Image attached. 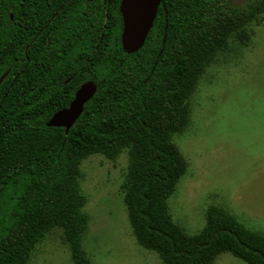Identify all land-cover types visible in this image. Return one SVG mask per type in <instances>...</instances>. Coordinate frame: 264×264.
I'll return each instance as SVG.
<instances>
[{"label":"trees","instance_id":"obj_1","mask_svg":"<svg viewBox=\"0 0 264 264\" xmlns=\"http://www.w3.org/2000/svg\"><path fill=\"white\" fill-rule=\"evenodd\" d=\"M122 0H0V264H26L63 230L73 260L87 217L81 161L127 153L124 201L139 245L164 264H213L222 252L264 264V232L211 205L189 234L169 209L187 169L174 141L206 68L264 12V0H159L138 48L123 41ZM96 90L73 124L52 125L85 83Z\"/></svg>","mask_w":264,"mask_h":264},{"label":"rangeland","instance_id":"obj_2","mask_svg":"<svg viewBox=\"0 0 264 264\" xmlns=\"http://www.w3.org/2000/svg\"><path fill=\"white\" fill-rule=\"evenodd\" d=\"M190 110L188 127L174 136L187 169L168 201L173 218L196 234L206 209L218 205L264 232V12L206 68ZM127 168L125 151L115 161L98 153L81 161L82 248L91 264H164L133 233L124 201ZM26 264L77 263L63 230L54 227L35 242ZM213 264L248 263L225 251Z\"/></svg>","mask_w":264,"mask_h":264},{"label":"water","instance_id":"obj_3","mask_svg":"<svg viewBox=\"0 0 264 264\" xmlns=\"http://www.w3.org/2000/svg\"><path fill=\"white\" fill-rule=\"evenodd\" d=\"M159 0H122L121 8L124 15L123 41L130 48L142 45L155 16ZM9 69L0 75V83ZM96 86L89 82L82 85L74 95L67 108L54 114L50 120L52 125H64L69 128L81 113L83 104L91 98Z\"/></svg>","mask_w":264,"mask_h":264}]
</instances>
